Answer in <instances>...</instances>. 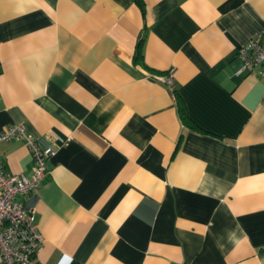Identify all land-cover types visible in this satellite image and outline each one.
Instances as JSON below:
<instances>
[{
    "label": "crops",
    "instance_id": "obj_1",
    "mask_svg": "<svg viewBox=\"0 0 264 264\" xmlns=\"http://www.w3.org/2000/svg\"><path fill=\"white\" fill-rule=\"evenodd\" d=\"M143 4L0 0V131L55 149L19 197L35 262L264 264V77L238 56L264 0ZM0 159L31 175L24 141Z\"/></svg>",
    "mask_w": 264,
    "mask_h": 264
},
{
    "label": "built area",
    "instance_id": "obj_2",
    "mask_svg": "<svg viewBox=\"0 0 264 264\" xmlns=\"http://www.w3.org/2000/svg\"><path fill=\"white\" fill-rule=\"evenodd\" d=\"M238 56L241 71H255L264 77V41L251 39L241 47ZM172 84L171 77L162 79ZM24 141L31 154V175L8 174L0 159V264H36L43 238L36 226L33 211L19 197L33 194L48 175V160L55 154L51 146H43L23 124L8 125L0 131V143Z\"/></svg>",
    "mask_w": 264,
    "mask_h": 264
},
{
    "label": "trees",
    "instance_id": "obj_3",
    "mask_svg": "<svg viewBox=\"0 0 264 264\" xmlns=\"http://www.w3.org/2000/svg\"><path fill=\"white\" fill-rule=\"evenodd\" d=\"M135 2L138 4V6H139L142 10H144L143 0H135ZM136 60L141 61V54H140L139 52H138V54L136 55ZM182 115H183V117H184L183 112H182ZM185 119H186V117H185Z\"/></svg>",
    "mask_w": 264,
    "mask_h": 264
}]
</instances>
